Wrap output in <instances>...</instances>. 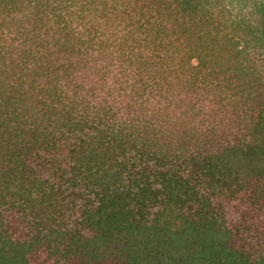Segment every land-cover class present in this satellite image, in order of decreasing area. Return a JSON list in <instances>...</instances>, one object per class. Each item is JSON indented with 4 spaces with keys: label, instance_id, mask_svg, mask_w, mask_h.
Here are the masks:
<instances>
[{
    "label": "trees",
    "instance_id": "1",
    "mask_svg": "<svg viewBox=\"0 0 264 264\" xmlns=\"http://www.w3.org/2000/svg\"><path fill=\"white\" fill-rule=\"evenodd\" d=\"M0 264H264V0H0Z\"/></svg>",
    "mask_w": 264,
    "mask_h": 264
}]
</instances>
